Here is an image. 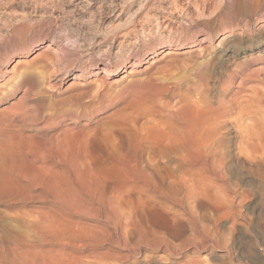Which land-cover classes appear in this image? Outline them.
Listing matches in <instances>:
<instances>
[{"label": "rangeland", "instance_id": "obj_1", "mask_svg": "<svg viewBox=\"0 0 264 264\" xmlns=\"http://www.w3.org/2000/svg\"><path fill=\"white\" fill-rule=\"evenodd\" d=\"M230 76L264 80V0H0V264H264L263 157L232 175L242 204L180 203L127 137Z\"/></svg>", "mask_w": 264, "mask_h": 264}, {"label": "bare ground", "instance_id": "obj_2", "mask_svg": "<svg viewBox=\"0 0 264 264\" xmlns=\"http://www.w3.org/2000/svg\"><path fill=\"white\" fill-rule=\"evenodd\" d=\"M180 48L183 49L185 46L182 44ZM174 53L176 52L169 50L166 55ZM23 56L21 55L17 64ZM126 58L129 60V57ZM232 76L224 88L223 98L218 105H214L208 97H196L198 88H195L193 96L185 97L180 101L179 109L167 113L169 120L163 124V129L155 131L143 125L133 127L134 130L128 132V141L136 148L135 152L138 153V149L145 151L149 159L160 162L163 192L186 196V198L175 199L180 203H195L204 196L213 205L235 203L237 202L235 197L240 200L239 204H242L244 199L240 198L236 190L239 183L232 181V175L236 174L234 176L237 177L240 168H244V164L241 163L243 160L240 158L245 159L250 166L257 165V168L260 159L264 158V115L252 111L254 102H264V80L258 77V83L246 88L245 85L248 84L246 78H242L237 83ZM3 97L5 96H2L1 101ZM11 111L8 109L1 113L8 116L5 118L7 122L4 123V127L0 129L7 130L14 123V119L10 116ZM170 120L175 123H171ZM229 123H233L238 132L236 135L238 159L236 160L230 153L232 143L229 134L231 131L228 132ZM12 137H10L11 140ZM12 150L0 147V186L12 180L10 179V161L16 157ZM27 154L21 152L19 157L26 158ZM46 174L48 176V172H45ZM210 191H223L232 194L233 197L228 201L209 195ZM30 199L32 198L25 199L22 196L21 200L27 202ZM10 224L5 223L3 228L10 234L19 233L16 228L20 229V225L13 228Z\"/></svg>", "mask_w": 264, "mask_h": 264}]
</instances>
